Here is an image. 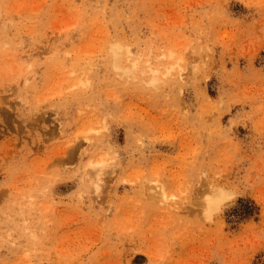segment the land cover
I'll list each match as a JSON object with an SVG mask.
<instances>
[{
	"label": "rangeland",
	"instance_id": "374dc122",
	"mask_svg": "<svg viewBox=\"0 0 264 264\" xmlns=\"http://www.w3.org/2000/svg\"><path fill=\"white\" fill-rule=\"evenodd\" d=\"M0 264H264V0H0Z\"/></svg>",
	"mask_w": 264,
	"mask_h": 264
},
{
	"label": "bare ground",
	"instance_id": "6f19581e",
	"mask_svg": "<svg viewBox=\"0 0 264 264\" xmlns=\"http://www.w3.org/2000/svg\"><path fill=\"white\" fill-rule=\"evenodd\" d=\"M109 48L113 55V64L114 69L117 71L120 78H124L125 80H129L131 78H136L137 71L140 66L141 57L136 55L132 52L130 46L123 45L120 42H109ZM175 56L174 50L164 51L158 50L155 52L153 47L148 49L147 58L145 62L142 64L144 68L141 70L142 74H146L149 76L148 79H144V81L148 85H157L160 80H164L165 77L171 76L176 69H179V77L181 80L184 79V68L181 65L182 57H179V60L176 62H169L168 60ZM22 59V57H19ZM129 61V65L127 62ZM167 61V62H166ZM88 86L89 83L86 80H79L72 84V86ZM84 139L83 141L88 142L92 137L90 132L84 133L82 136ZM78 136H76L72 141H76ZM79 144L82 143V140L78 142ZM94 147V144L91 145V148ZM88 168L90 172L94 173L95 179V191L97 195L100 196L101 190L100 181L102 180V175L106 172L108 167V161L105 156H101L99 158H91L88 162ZM120 167V166H119ZM112 169H116V166L113 165ZM87 175V174H86ZM153 184L149 186V190L151 194H159L161 195L162 200L166 201L170 197H174V194H169L167 187L165 184L160 182V180H154ZM227 197V199H231V195L228 194L226 191L219 193L218 195H211L209 194L205 200V215L207 217H211L216 213L215 209L220 204L223 198Z\"/></svg>",
	"mask_w": 264,
	"mask_h": 264
},
{
	"label": "clouds",
	"instance_id": "9594fccd",
	"mask_svg": "<svg viewBox=\"0 0 264 264\" xmlns=\"http://www.w3.org/2000/svg\"><path fill=\"white\" fill-rule=\"evenodd\" d=\"M222 192L224 190H221ZM228 202L227 197L223 198L220 202V204L216 207L215 212L216 214H219L220 212H223L225 210L224 205ZM206 219H209V222H211V219L206 216Z\"/></svg>",
	"mask_w": 264,
	"mask_h": 264
}]
</instances>
